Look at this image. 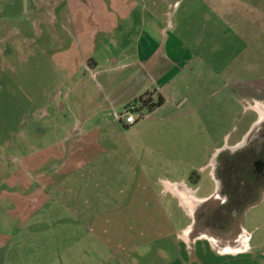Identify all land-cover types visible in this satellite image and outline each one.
<instances>
[{"label":"rangeland","instance_id":"374dc122","mask_svg":"<svg viewBox=\"0 0 264 264\" xmlns=\"http://www.w3.org/2000/svg\"><path fill=\"white\" fill-rule=\"evenodd\" d=\"M162 73L158 115L120 127L110 102ZM256 103L264 0H0V264H264V195L238 215L220 191L194 205L191 243L238 253L251 234L234 261L185 249L192 218L164 193L205 165L213 192L211 163L223 176L264 129Z\"/></svg>","mask_w":264,"mask_h":264},{"label":"crops","instance_id":"0c3cea01","mask_svg":"<svg viewBox=\"0 0 264 264\" xmlns=\"http://www.w3.org/2000/svg\"><path fill=\"white\" fill-rule=\"evenodd\" d=\"M159 54L161 55L160 64H163L162 63L163 61H165V63H168V64L169 63L173 64V61L170 60L169 58L165 57L163 52H160ZM164 76H165L164 73H162V75L157 77V80H154L152 83H150V85H148V87L147 86H145V87L144 86L143 87L138 86V88H133L132 90H127V92H125V95H124L123 98H121L119 100H116V101L110 102V107L112 108V110H110V111H113L114 109H119V108L120 109L122 108V110H124L125 108H127V106L132 105V104H134V105H136L138 107V104H137L138 99L144 93H150L152 95L151 96L152 99H155L157 95H161L163 97V99H164L163 105H165L168 102V100H169L168 90L167 89L169 88V90H170V87L168 85H166V84H169V83L173 84L174 81H172V79H167L163 83H160V80ZM92 78H94V76ZM163 105H161L160 107L155 108L149 114H147L144 110H141L140 114L144 115L141 119H143V118L147 119V118H149V116L151 114L154 115V116L158 115V113H159L160 109L163 107ZM254 111H256V110H254ZM114 114H116V113L114 112ZM141 119H139V120H141ZM136 123L137 122H135V124ZM135 124L130 125V126H122L121 124H119V126L123 127V128H131ZM253 126H254V124H253ZM248 135H249V131L246 132L245 134H243L242 138L239 141L235 142L233 145H228V143H227L226 147L229 148V146H231V147L238 146L239 144H241L248 137ZM205 167H206V165L203 166V167L194 169V170L198 171L199 169H201V170H204L203 171V173H204L206 171V169H204ZM196 171L193 172V173H195L194 177L190 178V181L192 179L191 183L195 187L188 186L186 184V182L183 181V180H181L179 182H174V183L169 182L171 184H177L178 185V189L177 190H172V193L167 192V195H170V196L174 197L175 199H177V201L179 203V206L182 205L184 210H185V212H186V214L192 218L191 222L185 227L186 229L182 230L183 234H181V236L178 238V239H180V241H181L180 243L183 245V247L185 249H187V243L190 242V239H189L190 230L189 229H190L191 226L195 225V220L193 219V213H192V211L194 209L193 208L194 203H197V204L200 203L201 204V203H206L208 201H211V199L214 198L216 193L218 191H220V182L217 180V178L215 176V167H214V165H211V168L208 169V175H209L210 179L215 183L214 190H213V192L209 193L208 195H199L198 196V192L200 190V188L198 186V184H199L198 182H199V180H201L200 179L201 176L199 177V175L196 174ZM180 189L181 190L182 189L185 190V193H187V196H185V194L182 193L180 191ZM187 198H189V202L191 203V205L188 206L189 208L185 207L183 205V202H185L186 205L188 204V199ZM255 205H253V206H255ZM253 206H251V207H253ZM176 237H177V235H176ZM176 237H175V239H177ZM199 241L206 242V244L208 245L209 250L213 253L211 245H210V242L208 241L206 236H198V237L195 236L192 239V243L190 242V244H192V246H193V245L197 244ZM250 242H251V234H250V240L248 242L249 249H248V246H247V248L245 250H243V251H240L238 253L237 252L232 253L230 250H234L233 248L224 247L222 249L223 251H220L219 253L217 252V254H214V253L213 254L215 256L222 257V258L232 257L234 259V261H235V259L238 258L239 256L245 255V254L248 255V253L252 251V247L250 245ZM257 248H258V245L256 246V249ZM258 251H262V249H259Z\"/></svg>","mask_w":264,"mask_h":264},{"label":"trees","instance_id":"16d2710c","mask_svg":"<svg viewBox=\"0 0 264 264\" xmlns=\"http://www.w3.org/2000/svg\"><path fill=\"white\" fill-rule=\"evenodd\" d=\"M151 96L150 93H144L139 97L137 112L140 113L141 110H144L149 114L155 108L163 105L164 99L161 95H157L155 99H152ZM249 152L251 153V151H246L243 154L241 152L234 154L230 160L224 163V167H222L223 176L220 173L216 174L217 180L221 185L220 194L227 198L226 208L238 211L237 215L255 205L264 191V185L256 187L253 176L248 174L252 167L247 160ZM233 193H240V195L237 197ZM208 220L210 221L209 218Z\"/></svg>","mask_w":264,"mask_h":264},{"label":"flooded vegetation","instance_id":"af4514ba","mask_svg":"<svg viewBox=\"0 0 264 264\" xmlns=\"http://www.w3.org/2000/svg\"><path fill=\"white\" fill-rule=\"evenodd\" d=\"M257 104L262 105L264 107V105L261 103H256V105ZM255 112L258 113L257 110ZM259 112H260V114L258 113L259 121H261L264 117V114L262 113V111H259ZM255 125H256V123H255ZM241 144H239V145H241ZM246 151H251V153L249 152L247 154V156H248L247 160L252 165L248 174H251L253 176L254 182L256 183V187L264 185V129L262 130V132L259 133V138L256 140V142H254L253 149L252 148L251 149L250 148H246V149L243 148L241 153L242 154L246 153ZM212 165H214V162H212ZM262 193H261V195H264V191ZM187 199H188L187 206H189V198H187ZM194 205H195V203H194ZM193 208H194V206H193ZM245 242L246 241H244V243Z\"/></svg>","mask_w":264,"mask_h":264},{"label":"built area","instance_id":"2783aa9c","mask_svg":"<svg viewBox=\"0 0 264 264\" xmlns=\"http://www.w3.org/2000/svg\"><path fill=\"white\" fill-rule=\"evenodd\" d=\"M137 108L138 107L134 104L127 106V108H125L123 112L115 115L117 122H119V124H121L122 126H130L135 124V122L138 119H141V117L144 116L139 112H137ZM134 113H136L137 116H134ZM177 189H178L177 184H171L167 182L164 185V193L166 192L172 193V190H177ZM241 236H242L241 240L246 239L249 242L250 234L247 233L245 230H242Z\"/></svg>","mask_w":264,"mask_h":264},{"label":"bare ground","instance_id":"6f19581e","mask_svg":"<svg viewBox=\"0 0 264 264\" xmlns=\"http://www.w3.org/2000/svg\"><path fill=\"white\" fill-rule=\"evenodd\" d=\"M255 106H256V105H255ZM183 205H184L185 207H188V206L186 205L185 202H183ZM244 241H246L245 244H247V240H246V239L242 240V242H244Z\"/></svg>","mask_w":264,"mask_h":264}]
</instances>
